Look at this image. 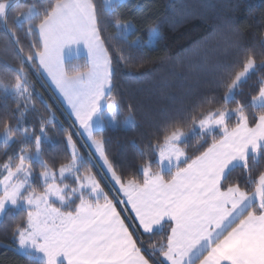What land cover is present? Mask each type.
<instances>
[{"label":"snow or ice","instance_id":"6c2138e0","mask_svg":"<svg viewBox=\"0 0 264 264\" xmlns=\"http://www.w3.org/2000/svg\"><path fill=\"white\" fill-rule=\"evenodd\" d=\"M121 6L120 0L103 7L97 0H45L40 7L0 0V51L11 73L0 87V104L14 103L16 113L0 118V139L5 149L10 142L18 149L5 152L0 164V214L21 209V219L6 225L16 249L38 264H264V50L235 44L213 73L214 90L166 116L155 142L139 149L146 157L142 178L125 177L104 136L109 127H135V107L125 108L114 94L119 68L113 53L129 64L140 37L131 39L134 26L119 20L105 37ZM148 33L158 42V27ZM110 40L124 47L113 48ZM260 43L264 49V39ZM77 45L87 58L68 71L62 53ZM29 66L50 80L75 129H57L66 141L58 167L44 150L55 115L40 93L33 94ZM253 76L256 90L246 102L238 97ZM38 104L49 116L40 117L37 131L23 118L38 112ZM123 111L128 116L121 120ZM190 134L197 138L193 155L186 151ZM74 136L86 137L94 151L81 155ZM101 162L109 186L119 189L116 197L92 170ZM37 167L40 186L33 182ZM158 229L164 231L146 249L144 237Z\"/></svg>","mask_w":264,"mask_h":264},{"label":"trees","instance_id":"16d2710c","mask_svg":"<svg viewBox=\"0 0 264 264\" xmlns=\"http://www.w3.org/2000/svg\"><path fill=\"white\" fill-rule=\"evenodd\" d=\"M44 2L30 0L37 7ZM97 3L104 6L102 0H97ZM121 4L116 15L111 17L105 37L110 38L117 31V20L132 23L134 32L130 34L131 39L140 37V50L131 53L129 64L120 63L113 53L119 68L114 82V94L122 98L125 108L129 104L135 107V127H109L105 129L104 136L108 140V154L117 171L125 177L136 175L142 178L141 165L146 157L139 149L149 142H155V134L165 117L214 90L213 73L226 62V56L235 44H247L257 53L264 50L260 43L264 39V0H126ZM156 27L161 34L158 42L148 33L149 29ZM21 39L26 45L30 42L23 31ZM2 40L3 30L0 29V44ZM145 40L147 44H144ZM110 43L113 48L124 47L111 40ZM125 54H128L127 48ZM84 61L80 57L76 61L66 62L65 68L70 71L74 63ZM8 62H12L10 55ZM4 63L0 51V87L10 82L11 78V73L3 67ZM29 71L34 85L33 94L40 93L55 115L54 126L48 128L50 140L44 145V150L46 158L54 161L58 167L65 162L66 141L63 132L57 134V129L71 130L73 133L75 129L71 127L68 115L41 75L30 66ZM256 79L253 76L244 85V95L239 99L246 102L250 100V93L256 90ZM14 109L12 102L7 107L0 104V118L14 116ZM37 109L38 112L29 110L25 113L23 123L28 127L35 126L38 131L40 117L47 119L49 113L44 104H38ZM126 116L128 112L123 111L119 118L122 120ZM74 138L79 144V138ZM17 150L11 142L5 149L0 140V164L7 160L5 152L11 155ZM81 150L88 154L85 148ZM186 151L189 155L197 151V138L191 134L187 138ZM92 170L99 175V168L94 166ZM35 172L34 184L40 186L38 167ZM238 177L239 172L233 173L232 179ZM99 179L113 197L105 179ZM20 219L21 209L10 208L0 221V245H5L0 246V264H38L37 261L30 262L24 254L15 250L16 242L6 230V225ZM161 231L164 229L158 230L156 235L144 237L146 249L157 242Z\"/></svg>","mask_w":264,"mask_h":264},{"label":"rangeland","instance_id":"374dc122","mask_svg":"<svg viewBox=\"0 0 264 264\" xmlns=\"http://www.w3.org/2000/svg\"><path fill=\"white\" fill-rule=\"evenodd\" d=\"M103 1V3H104V5L107 3V0H102ZM124 1H126V0H120V2H124ZM66 49H68L69 51L68 52H66V50H64L63 51V53H62V57H63V63H64V66H65V64H66V62H70V61H76V60H78L80 57H81V55H80V53H82V54H85V56L83 57L85 60H86V58H87V53H86V51H85V49L83 48V45H77V46H70V47H68V48H66ZM66 60V61H65ZM66 69V68H65ZM40 75H42L43 76V78L48 82V84L50 85V87L52 88V92L54 93V95H55V97L58 99V102L60 103V105H61V107L63 108V110L65 111V113L68 115V109H67V106L64 104V102H63V100H62V98L61 97H59V95H58V93L56 92V90H55V88H54V86L51 84V82H50V80H48V78L45 76V75H43V74H40ZM68 117H69V119H70V116L68 115ZM79 139H77L78 141H79V144H78V142L76 141V139L74 138V140H75V142L77 143V146H78V149H79V151H80V154L81 155H84V156H87L88 154H85L82 150H81V148L84 150V148L89 152V151H94L93 149H91V147H90V144H88V143H85V141H86V137H79V136H77ZM0 140H2V139H0ZM81 147V148H80ZM98 166H100V168H101V170H102V172H103V174L101 173V171L99 172V177L100 178H102V180H104L107 184H108V186H109V181H110V175L107 173V169L106 168H104L103 167V164H102V162L98 165ZM98 166H96V168H99ZM98 178V177H97ZM99 180V179H98ZM33 182H34V178H33ZM39 183L41 184V181L39 180ZM66 183H70L71 184V179H67L66 180ZM112 183V186H109V188H108V190L111 192V194H112V196L113 197H116V196H118L119 195V189H118V187L117 186H115L114 185V182H111ZM101 185H102V183H101ZM102 187H104L103 185H102ZM104 189H105V187H104ZM105 191L110 195V193L105 189ZM110 197H111V195H110ZM10 209V208H9ZM16 209H20V208H16ZM3 216H4V214H0V221L3 219ZM15 250L17 251V252H19L17 249H16V246H15ZM20 253V252H19ZM23 254V253H22ZM154 259V258H153Z\"/></svg>","mask_w":264,"mask_h":264},{"label":"crops","instance_id":"0c3cea01","mask_svg":"<svg viewBox=\"0 0 264 264\" xmlns=\"http://www.w3.org/2000/svg\"><path fill=\"white\" fill-rule=\"evenodd\" d=\"M65 50H66V52L69 51L68 49H65ZM80 55H81V57H84V56H85V54H82V53H80ZM65 61H66V60H65ZM41 77H42V79L45 81V83L47 84V86L50 88V90L52 91V88L50 87V85L48 84V82L43 78L42 75H41ZM98 167H99L101 173L103 174V172H102L100 166H98ZM94 174L98 177V175L95 173V171H94ZM97 179H99V177H98ZM99 181H100V179H99ZM65 182H66V181H65ZM100 182H101V181H100ZM158 230H161V229H158ZM158 230H157V231H158Z\"/></svg>","mask_w":264,"mask_h":264}]
</instances>
